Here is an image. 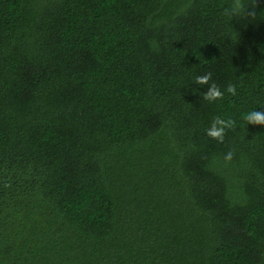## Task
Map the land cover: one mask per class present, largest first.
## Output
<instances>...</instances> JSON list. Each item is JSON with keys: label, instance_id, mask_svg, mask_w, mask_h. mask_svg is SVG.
I'll return each instance as SVG.
<instances>
[{"label": "trees", "instance_id": "obj_1", "mask_svg": "<svg viewBox=\"0 0 264 264\" xmlns=\"http://www.w3.org/2000/svg\"><path fill=\"white\" fill-rule=\"evenodd\" d=\"M230 3L0 0V264H264V0Z\"/></svg>", "mask_w": 264, "mask_h": 264}, {"label": "clouds", "instance_id": "obj_2", "mask_svg": "<svg viewBox=\"0 0 264 264\" xmlns=\"http://www.w3.org/2000/svg\"><path fill=\"white\" fill-rule=\"evenodd\" d=\"M260 7L258 0H231L230 5L225 9L224 14L231 20L236 19H249L254 20L257 16V9ZM212 79V73H206L202 76H197L195 83L198 85H207L208 90L204 93L203 99L209 102L223 99L224 92L221 91L216 83H209ZM225 91L232 96H235L236 86L229 84ZM242 119L247 124L264 126V111L252 110L242 116ZM236 127V120L232 118L215 117L211 123V126L206 130L207 135L223 142L224 136L227 130H234ZM234 153L229 150L224 160L230 162L233 159Z\"/></svg>", "mask_w": 264, "mask_h": 264}]
</instances>
